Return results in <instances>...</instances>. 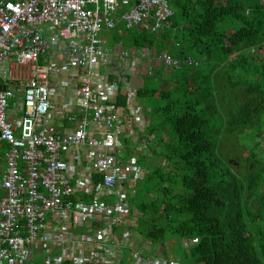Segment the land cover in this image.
<instances>
[{
	"label": "built area",
	"instance_id": "1",
	"mask_svg": "<svg viewBox=\"0 0 264 264\" xmlns=\"http://www.w3.org/2000/svg\"><path fill=\"white\" fill-rule=\"evenodd\" d=\"M173 1L0 0V264H180L140 250L121 140L147 135L142 77L199 62L108 48L170 27Z\"/></svg>",
	"mask_w": 264,
	"mask_h": 264
},
{
	"label": "trees",
	"instance_id": "2",
	"mask_svg": "<svg viewBox=\"0 0 264 264\" xmlns=\"http://www.w3.org/2000/svg\"><path fill=\"white\" fill-rule=\"evenodd\" d=\"M173 8L171 28L159 34L134 29L123 35L120 29L110 35L111 48L124 41L125 49L148 46L156 55L200 63L175 70L168 89L162 88L163 71L147 78L137 97L150 119L147 135L121 140L126 149L120 157L136 158L147 171L131 199L140 250L169 262L264 264V158L255 146L240 177L219 143L221 135L247 131L264 138L257 130L264 116V4L174 0ZM213 109L226 115L221 125L213 122ZM236 140L243 152L250 145ZM104 201L115 203L114 197Z\"/></svg>",
	"mask_w": 264,
	"mask_h": 264
},
{
	"label": "rangeland",
	"instance_id": "3",
	"mask_svg": "<svg viewBox=\"0 0 264 264\" xmlns=\"http://www.w3.org/2000/svg\"><path fill=\"white\" fill-rule=\"evenodd\" d=\"M133 30H131V31L123 30L122 33H123V35H127V34L129 35L131 32H133ZM160 32H163V30H160L159 33ZM159 33H153V34H159ZM132 42H133L132 39L126 40V44H129V43H132ZM108 48H111L110 45H108ZM201 66H202L203 70L206 69V65L205 64H202ZM155 74H156V72H155ZM155 74H153L152 76H143L142 77L141 86L144 84V82L146 81L147 78H151L152 79V77H154ZM160 74L163 77V80H165L163 85H162V88L163 89H168L169 86L166 84V80L174 82L175 79L172 76L173 73H164L163 72V73H160ZM170 76H172V77H170ZM249 77H250V75H249ZM143 102L145 104L152 103L151 99H146ZM220 113H221V115H220ZM262 117H263V122L257 128V130L262 132V134H264V132H263L264 131V116H262ZM211 118H212L213 122L216 121L217 125H221L222 120L226 119V115L224 113H222V112H216L213 109ZM148 121H150V119ZM248 132L249 131H247L245 133H242V134H239V135H235V136H228V135L223 136V135H221V137H219L220 151L225 152V156H227V158H229L228 156H230V158L233 159L232 161H230V163L234 166L235 172L240 177H243L245 175V172H246L247 168H245L244 165L247 164V159L249 158L251 152L254 151L255 146L257 147V150H256L257 155H259V156L264 158V138L263 139H259V140L258 139H254L252 135L248 134ZM237 138H239V141H242L243 143H248V142L250 143V145H248V148L244 152L242 150H240L237 145L234 144L237 141L236 140ZM228 141H229V143H227ZM258 142L261 143L260 146H258ZM249 146H250V148H249ZM150 161L155 163V164L157 163V161H155V160H150ZM162 164L167 166V163L166 164L162 163ZM139 168L142 170V175L143 174L146 175V172H147L146 169H144L143 167H139ZM149 170H151V169H149ZM138 241H139V245H140V243L143 242L142 238L139 237V236H138ZM142 245H140V247ZM175 248H179V246L175 245ZM159 251L161 252L160 249H159ZM127 257H129V254H128ZM178 260H180V259H178ZM37 261L38 260H35L34 262L37 263ZM180 262H181V260H180ZM187 263L188 262H181V264H187Z\"/></svg>",
	"mask_w": 264,
	"mask_h": 264
},
{
	"label": "clouds",
	"instance_id": "4",
	"mask_svg": "<svg viewBox=\"0 0 264 264\" xmlns=\"http://www.w3.org/2000/svg\"><path fill=\"white\" fill-rule=\"evenodd\" d=\"M173 4H174V1H173ZM172 7H173V5H172ZM174 9V8H173ZM175 11V10H174ZM175 15L176 14H174V16L170 19V22H171V20L175 17ZM168 28H171V24H170V27H168ZM166 30V29H165ZM164 30V31H165ZM147 32H151V31H147ZM152 33V32H151ZM131 48H133V47H131ZM131 48H129V49H131ZM194 60V59H193ZM196 61V60H195ZM200 64V63H199ZM179 70V69H178ZM175 70H173L171 73H173ZM180 263V262H179ZM181 264V263H180Z\"/></svg>",
	"mask_w": 264,
	"mask_h": 264
},
{
	"label": "water",
	"instance_id": "5",
	"mask_svg": "<svg viewBox=\"0 0 264 264\" xmlns=\"http://www.w3.org/2000/svg\"><path fill=\"white\" fill-rule=\"evenodd\" d=\"M0 89H2V87H0Z\"/></svg>",
	"mask_w": 264,
	"mask_h": 264
},
{
	"label": "crops",
	"instance_id": "6",
	"mask_svg": "<svg viewBox=\"0 0 264 264\" xmlns=\"http://www.w3.org/2000/svg\"><path fill=\"white\" fill-rule=\"evenodd\" d=\"M173 5V4H172ZM2 83V82H1ZM35 264V263H34Z\"/></svg>",
	"mask_w": 264,
	"mask_h": 264
}]
</instances>
